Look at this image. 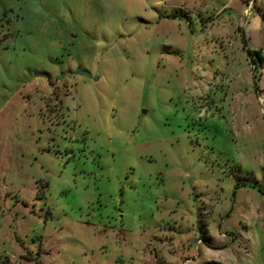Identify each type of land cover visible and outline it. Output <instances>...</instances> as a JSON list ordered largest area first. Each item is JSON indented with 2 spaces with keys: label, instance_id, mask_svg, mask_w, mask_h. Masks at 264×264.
I'll list each match as a JSON object with an SVG mask.
<instances>
[{
  "label": "rangeland",
  "instance_id": "1",
  "mask_svg": "<svg viewBox=\"0 0 264 264\" xmlns=\"http://www.w3.org/2000/svg\"><path fill=\"white\" fill-rule=\"evenodd\" d=\"M0 0V264H264V0Z\"/></svg>",
  "mask_w": 264,
  "mask_h": 264
},
{
  "label": "trees",
  "instance_id": "2",
  "mask_svg": "<svg viewBox=\"0 0 264 264\" xmlns=\"http://www.w3.org/2000/svg\"><path fill=\"white\" fill-rule=\"evenodd\" d=\"M250 0H244L245 3H248ZM248 53L253 56L252 62H254L255 65H258L262 67L264 65V53L262 49H252L250 47L247 48Z\"/></svg>",
  "mask_w": 264,
  "mask_h": 264
},
{
  "label": "built area",
  "instance_id": "3",
  "mask_svg": "<svg viewBox=\"0 0 264 264\" xmlns=\"http://www.w3.org/2000/svg\"><path fill=\"white\" fill-rule=\"evenodd\" d=\"M253 1L254 0H250L249 2H248V4H247V7L245 8V13L246 14H251V7H252V5H253Z\"/></svg>",
  "mask_w": 264,
  "mask_h": 264
}]
</instances>
